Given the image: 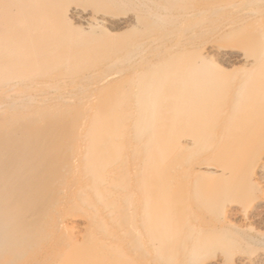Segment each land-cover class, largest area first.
Here are the masks:
<instances>
[{
    "label": "bare ground",
    "instance_id": "obj_1",
    "mask_svg": "<svg viewBox=\"0 0 264 264\" xmlns=\"http://www.w3.org/2000/svg\"><path fill=\"white\" fill-rule=\"evenodd\" d=\"M9 1L0 264H264V0Z\"/></svg>",
    "mask_w": 264,
    "mask_h": 264
},
{
    "label": "rangeland",
    "instance_id": "obj_2",
    "mask_svg": "<svg viewBox=\"0 0 264 264\" xmlns=\"http://www.w3.org/2000/svg\"><path fill=\"white\" fill-rule=\"evenodd\" d=\"M0 3H2L0 8L5 9L8 6V4H10L11 2L9 0H2V1H0ZM231 37L232 36H225V35L220 36V35H217L216 33H205V34H200L194 38H195V40L211 39V40H217V41H226V40L231 39ZM182 39L183 38L181 37V39L176 40L175 45L179 44L182 41ZM213 61L216 62V60H214V59H213ZM4 101L5 100H3V102ZM260 225H261L262 230H264V222H262Z\"/></svg>",
    "mask_w": 264,
    "mask_h": 264
}]
</instances>
